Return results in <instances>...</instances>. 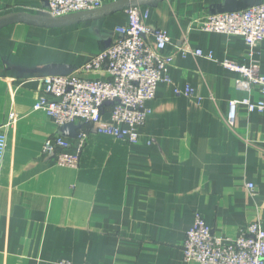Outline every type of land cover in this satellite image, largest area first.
I'll return each mask as SVG.
<instances>
[{"label": "crops", "instance_id": "0c3cea01", "mask_svg": "<svg viewBox=\"0 0 264 264\" xmlns=\"http://www.w3.org/2000/svg\"><path fill=\"white\" fill-rule=\"evenodd\" d=\"M104 8L111 0H103ZM264 0H145L147 26L170 45L211 52L214 61L176 55L170 83L157 86L135 144L89 133L77 170L41 153L63 136L75 151L76 124L57 126L34 106L42 78L65 74L110 46L124 10L62 25L36 21L45 0H0V130L6 148L0 175V264H196L182 259L185 234L199 214L219 237L258 221L264 230V112L239 105L233 127L228 104L264 102L255 87L235 88L238 74L220 63L256 61L264 76V41L189 28L209 12L244 9ZM252 53V57H250ZM101 78L102 74H92ZM190 88L192 97L174 89ZM109 119L108 114L103 115ZM253 190L247 189V184Z\"/></svg>", "mask_w": 264, "mask_h": 264}, {"label": "built area", "instance_id": "2783aa9c", "mask_svg": "<svg viewBox=\"0 0 264 264\" xmlns=\"http://www.w3.org/2000/svg\"><path fill=\"white\" fill-rule=\"evenodd\" d=\"M43 15L50 20L88 14L104 8L103 0H45ZM118 3L123 0H111ZM126 23L115 28V41L89 58L82 66L68 75L45 76L41 82L43 96L35 104L57 125L76 124L75 151L61 135L45 139L41 153L50 155L56 166L77 170L80 157L90 131L115 140L135 144L141 128L151 113L148 103L155 99L157 86L170 83V68L176 55L193 56L214 61L211 52L193 50L186 43L166 52L170 41L167 32L147 26L149 12L139 6L124 9ZM189 28L204 33L240 36L247 47L255 48L264 41V2L250 4L244 9L209 12L192 19ZM252 57V53L249 55ZM220 65L238 74L235 88L250 93L255 87L264 94V76L259 65H236L228 61ZM84 74H102L96 80L81 78ZM177 96L192 97L190 88L174 89ZM239 105L249 113H263L264 102L248 98L233 100L228 104L226 122L233 127ZM109 119L104 120L103 115ZM6 148V136L0 130V175ZM249 191L252 184H247ZM182 259L196 264H264V230L258 221L238 230L235 236L219 237L196 214L192 226L185 234ZM56 264H73L61 260Z\"/></svg>", "mask_w": 264, "mask_h": 264}, {"label": "water", "instance_id": "95a60500", "mask_svg": "<svg viewBox=\"0 0 264 264\" xmlns=\"http://www.w3.org/2000/svg\"><path fill=\"white\" fill-rule=\"evenodd\" d=\"M145 2V0H123L120 1L118 3H114L111 4L110 6L103 8L99 11H95L92 13H88V14H82V15H77V16H72V17H68V18H64V19H59V20H44V21H36V22H40V23H46L49 25H62V24H68L69 22H73L76 20H80V19H84V18H90L96 15H102V14H108L114 11H118V10H124L128 7H133V6H140L141 3ZM16 19H28L31 20V18H27V17H22V16H14L5 20L0 21V25L6 24L12 20H16ZM74 70H70L65 74H59V75H49V76H63V75H68L71 72H73ZM81 78L86 79V80H96L99 79L98 77L93 76L92 74H84L81 76Z\"/></svg>", "mask_w": 264, "mask_h": 264}, {"label": "rangeland", "instance_id": "374dc122", "mask_svg": "<svg viewBox=\"0 0 264 264\" xmlns=\"http://www.w3.org/2000/svg\"><path fill=\"white\" fill-rule=\"evenodd\" d=\"M47 19V18H46Z\"/></svg>", "mask_w": 264, "mask_h": 264}]
</instances>
